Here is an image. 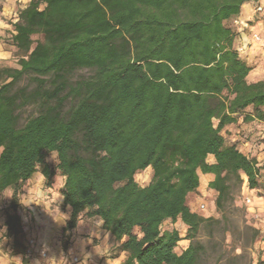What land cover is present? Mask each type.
<instances>
[{
  "label": "trees",
  "instance_id": "obj_1",
  "mask_svg": "<svg viewBox=\"0 0 264 264\" xmlns=\"http://www.w3.org/2000/svg\"><path fill=\"white\" fill-rule=\"evenodd\" d=\"M248 1L30 0L19 9L5 35L18 67L0 66V196L11 191L0 245L10 256L31 264L22 197L39 171L47 187L64 177L65 251L81 216L100 217L125 238L123 264L204 263L199 233L220 220L190 207L200 175H214L221 214L244 176L264 190L257 158L222 134L240 115L264 120V79L248 81L229 23ZM149 167L141 185L136 175Z\"/></svg>",
  "mask_w": 264,
  "mask_h": 264
},
{
  "label": "crops",
  "instance_id": "obj_2",
  "mask_svg": "<svg viewBox=\"0 0 264 264\" xmlns=\"http://www.w3.org/2000/svg\"><path fill=\"white\" fill-rule=\"evenodd\" d=\"M264 5V0H258ZM30 0H0V66L9 65L18 67L14 55L15 47L6 40V33L14 31L13 23L17 20L19 9L25 7ZM255 0L243 4L240 14L236 17L239 24L235 25L236 35L233 47L251 41L254 33L261 35V40L253 41L252 44L240 56L252 67L247 79L256 82L264 79V13H257ZM235 18L230 19L233 22ZM250 110V109H248ZM264 111V107H262ZM227 144L235 143L237 148L247 155L256 157L262 166L260 181L264 184V120L254 118L245 121L244 115L238 116V120L226 126L222 131ZM53 154V153H52ZM213 163V155L208 157ZM151 170L147 168L146 170ZM201 184L196 193L189 196L192 211L199 202V196L204 192H217L209 187L214 179L211 173L201 174ZM245 182L247 177L244 176ZM64 184L63 176H56L52 185H45V177L41 172H36L24 186L22 203L25 207L22 213L25 232L28 240L34 239L33 251H47L51 264L64 263V254L78 256L80 264H123L127 257L122 245L125 240L117 239L110 231L103 228L100 217L89 218L81 216L76 228L70 236V244L67 251L60 246L59 235L69 219L71 210L63 205L61 187ZM202 187V188H201ZM207 192V193H208ZM10 194V193H9ZM198 213V212H197ZM180 221L173 226L177 227ZM169 221L165 226L169 227ZM182 235V234H181ZM185 236V235H184ZM189 245V240L183 239L176 248L181 253ZM0 264H22V256H10L0 249ZM34 263L39 264V258L33 256Z\"/></svg>",
  "mask_w": 264,
  "mask_h": 264
},
{
  "label": "rangeland",
  "instance_id": "obj_3",
  "mask_svg": "<svg viewBox=\"0 0 264 264\" xmlns=\"http://www.w3.org/2000/svg\"><path fill=\"white\" fill-rule=\"evenodd\" d=\"M82 74H86V71H78L75 77ZM51 161H53L52 158ZM151 175L150 169L144 170L136 175V179L141 185H146L150 181ZM207 192L199 196V202L194 210L206 218L215 217L220 220V223L206 224L199 233V240L207 246V256L202 264H264V190L251 191L247 182L244 181L237 188L235 205L225 214H221L215 209L213 201L215 195L212 192ZM247 195L252 197V204L246 202ZM10 196L11 191L0 196V238L5 220L3 208L8 203ZM202 203L207 205L206 209L200 208ZM177 228L180 229L182 236L186 235L187 228L185 226L179 223ZM59 239L60 246H62V231ZM2 246L0 245V249L10 255L8 247ZM27 246L29 249L28 236ZM27 255L31 259L30 263H34L33 256ZM72 256L65 253L64 263H71Z\"/></svg>",
  "mask_w": 264,
  "mask_h": 264
},
{
  "label": "built area",
  "instance_id": "obj_4",
  "mask_svg": "<svg viewBox=\"0 0 264 264\" xmlns=\"http://www.w3.org/2000/svg\"><path fill=\"white\" fill-rule=\"evenodd\" d=\"M255 10L257 13H264V5L261 2H257L256 6H255ZM234 24L237 25L239 24V19H234ZM261 40V35L258 33H254L252 36V40L251 41H246L244 42L242 45H238L236 47H234V49L238 52V53H242L245 50H247V48L252 44L253 41H260ZM246 202L248 204H252V197L250 195H247L246 197ZM200 208L202 209H206L207 205L205 203H202L200 205ZM35 241L34 239L29 240V245L30 248L28 249V254L32 255V256H37L39 258V264H51L50 260L48 259V252L47 251H33L32 247L34 245ZM80 259L78 256H72L71 257V263L70 264H80Z\"/></svg>",
  "mask_w": 264,
  "mask_h": 264
}]
</instances>
